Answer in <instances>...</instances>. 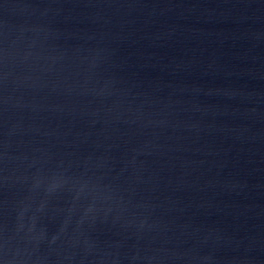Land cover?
I'll return each mask as SVG.
<instances>
[{
  "label": "water",
  "instance_id": "water-1",
  "mask_svg": "<svg viewBox=\"0 0 264 264\" xmlns=\"http://www.w3.org/2000/svg\"><path fill=\"white\" fill-rule=\"evenodd\" d=\"M0 264H264V0H0Z\"/></svg>",
  "mask_w": 264,
  "mask_h": 264
}]
</instances>
